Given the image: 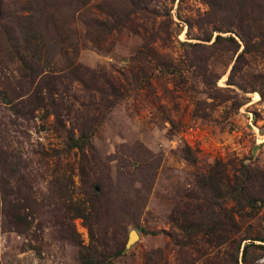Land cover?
I'll use <instances>...</instances> for the list:
<instances>
[{"label":"rangeland","instance_id":"rangeland-1","mask_svg":"<svg viewBox=\"0 0 264 264\" xmlns=\"http://www.w3.org/2000/svg\"><path fill=\"white\" fill-rule=\"evenodd\" d=\"M246 3L145 0L142 23L157 29L153 46L165 56L132 66L140 35L102 40L87 30L90 15L79 16L75 0H0V264H81L82 246L115 255L110 264H202L211 255L200 235L182 229L183 219L204 220L196 205L206 208L205 198L208 213L217 208L202 176L223 162V180H233L231 161L264 174V47L236 60L237 34L248 35L254 9ZM29 15L44 31L48 79L26 77L7 46L19 41L18 23ZM46 82L56 88L54 105L38 109L49 102ZM79 126L91 134L84 152L66 146ZM257 188L264 195L261 174ZM256 206L246 211L254 215H237L234 237L264 229V202ZM82 208L84 218L75 217ZM228 245L218 260L209 256L212 264H228Z\"/></svg>","mask_w":264,"mask_h":264},{"label":"trees","instance_id":"trees-1","mask_svg":"<svg viewBox=\"0 0 264 264\" xmlns=\"http://www.w3.org/2000/svg\"><path fill=\"white\" fill-rule=\"evenodd\" d=\"M91 0H75L78 3L79 16L82 13L90 15L89 20L83 16L84 22L87 26V30L95 35H102V40H106L107 37L113 35H120L124 32L136 31L142 38V49L137 50L133 56L130 57L131 65L139 60H152V63L156 64L159 61L160 56L164 54L158 53L154 48L153 43L156 41L158 31L153 26L149 27L143 24V20L146 16H149V12L144 4L145 0H127V6L122 9L116 8L115 4L111 0H100L93 5H88ZM243 1V6L247 5L246 0ZM251 5H254L252 16H250V24H247L249 28L248 35L237 34L239 39L243 43V49L236 56L238 60L244 53L251 51H262L264 47V41H262L264 33L257 34L258 27L257 22L260 20L257 10H261L264 15V0H250ZM28 5L30 2H28ZM103 3V4H102ZM207 5L210 7L214 4V0H206ZM256 4V5H255ZM90 6V7H89ZM89 7V8H87ZM95 7L98 10L99 15H104L103 18L91 16ZM241 8V7H240ZM117 10H120L119 12ZM84 15V14H82ZM100 18V19H99ZM81 18V20H83ZM241 20V18H240ZM210 19L202 20L200 29L205 30V26L210 23ZM139 25V30L135 28ZM20 39L15 42L12 38H9L7 43L9 51L15 55L18 61L22 64L25 71V76L32 79L36 78H50L47 68L52 64L51 59L47 56L44 49L43 39L44 31L34 20L32 15L23 17L18 23ZM142 29V30H141ZM152 32H149V31ZM143 31L144 34L141 32ZM213 31L220 32L218 28H214ZM230 31V30H225ZM205 33V32H204ZM153 34V35H152ZM251 34V36H250ZM147 35V36H146ZM219 33L215 36V43L220 39ZM212 33L204 34L203 40L210 41ZM262 38L261 40H259ZM229 40L236 41L233 37L229 36ZM258 40L260 42H258ZM240 46L236 45L235 52H237ZM140 55V56H139ZM139 56V57H138ZM133 66V65H132ZM160 66L164 69H168L169 65L165 62H160ZM45 93L49 98V102L44 104L41 102L38 104V109H47L46 106H53L56 94V88L52 87L49 82L44 84ZM53 114L55 112L53 111ZM79 135L75 133H69L66 141L68 149H76L80 152H84L86 147L91 146L90 135L84 131L83 127L79 126ZM189 153L191 150L189 149ZM230 168L233 170L234 179L228 178L227 181L223 180V176L227 174V164L219 162L215 168H210L209 172L202 176L203 184L208 187L213 196L216 199L214 205L216 209H212L211 213H208V200L204 199V208L202 204L196 205V208L204 213V220L198 223H192L189 220L182 222V229L187 235H200V237L211 247V255L213 257H220L219 251L224 244L229 242V251L225 252L224 260L228 264H256L255 261L264 257V229L255 235L244 234L242 236H236L241 230V224L237 218L244 219L247 216L254 215L252 212L259 209L256 206L257 201L264 202V195L259 193L257 188L260 182V174L264 176L261 170L256 166H249L245 162H241L237 166L236 162L231 161L229 163ZM228 175V174H227ZM230 203L232 206L228 207ZM21 216V215H19ZM84 208L75 214V217L84 218ZM12 218L17 219L18 215L15 212L12 213ZM21 219V218H19ZM258 241L259 243H255ZM206 251V250H204ZM209 251L204 253L202 264H212ZM115 255H108L107 253H93L88 251V247L82 246L80 252L81 264H110L111 258ZM210 259V260H209ZM264 264V263H263Z\"/></svg>","mask_w":264,"mask_h":264},{"label":"water","instance_id":"water-1","mask_svg":"<svg viewBox=\"0 0 264 264\" xmlns=\"http://www.w3.org/2000/svg\"><path fill=\"white\" fill-rule=\"evenodd\" d=\"M134 236H135V233H132V234L130 235L129 240H128L127 244L125 245L126 248H127V246L129 245V243L132 242Z\"/></svg>","mask_w":264,"mask_h":264}]
</instances>
